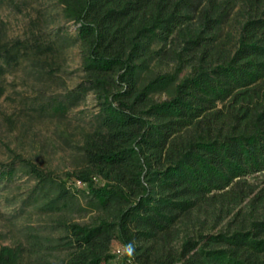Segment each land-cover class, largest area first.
Segmentation results:
<instances>
[{
	"label": "trees",
	"instance_id": "1",
	"mask_svg": "<svg viewBox=\"0 0 264 264\" xmlns=\"http://www.w3.org/2000/svg\"><path fill=\"white\" fill-rule=\"evenodd\" d=\"M59 2L75 24L85 79L41 111L63 115L94 94L98 109L82 135L81 163L59 176L13 154L0 163V181L22 171L34 182L26 200L39 212L78 207L97 215L57 219L56 237L27 234L29 251L40 264H264V217L249 228L185 233L169 246L182 217L209 206L229 212L245 197V177L264 171V0H240L246 18L228 48L219 41L226 1L208 0L199 21L209 36L187 41L195 60L180 79L188 56L176 53L172 72L152 63L191 18L190 0ZM59 52L55 37L0 42V76L20 59ZM159 92L166 98L154 99ZM24 250L0 244V264H22Z\"/></svg>",
	"mask_w": 264,
	"mask_h": 264
},
{
	"label": "rangeland",
	"instance_id": "2",
	"mask_svg": "<svg viewBox=\"0 0 264 264\" xmlns=\"http://www.w3.org/2000/svg\"><path fill=\"white\" fill-rule=\"evenodd\" d=\"M190 1L191 18L160 44L164 50L152 63L156 72H172L178 64L176 53L188 56L178 79L190 72V64L195 60L186 47L196 46L187 41L198 33L205 38L209 36L205 29L201 32L199 21L200 11L209 7L208 0ZM224 1L222 9L226 14L220 24L219 41L228 48L236 40L246 16L240 0ZM74 32L75 24L64 19L59 0H0V42L33 38L45 41L55 37L60 48L55 57L20 59L17 66L6 69L0 76V163L10 162L13 154H19L59 176L81 163L82 135L91 128L98 109L94 94L86 92L63 115L41 111L50 101L63 99L66 92L85 79ZM153 98L162 100L166 93H155ZM33 185V180L22 171H17L11 180L0 181V244L22 245L25 248L22 264H40L37 255L28 249L27 234L56 237L61 233L54 227L57 219L90 222L97 215L96 211L78 207L55 213L39 212L26 200ZM242 189L244 199L236 205L230 204L229 212L220 213L209 206L182 217L174 229L178 238L169 246L178 247L185 233L233 231L241 225L249 228L251 221L264 217V198H261L264 171L246 176ZM121 251V246L113 241L111 252L118 255ZM49 259L53 260L54 256Z\"/></svg>",
	"mask_w": 264,
	"mask_h": 264
},
{
	"label": "clouds",
	"instance_id": "3",
	"mask_svg": "<svg viewBox=\"0 0 264 264\" xmlns=\"http://www.w3.org/2000/svg\"><path fill=\"white\" fill-rule=\"evenodd\" d=\"M126 252L128 255H133L134 252H135V247H134V244L132 243H129L128 245H126Z\"/></svg>",
	"mask_w": 264,
	"mask_h": 264
}]
</instances>
